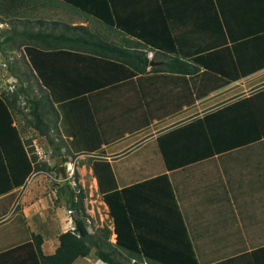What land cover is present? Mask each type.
I'll use <instances>...</instances> for the list:
<instances>
[{"label":"crops","instance_id":"1","mask_svg":"<svg viewBox=\"0 0 264 264\" xmlns=\"http://www.w3.org/2000/svg\"><path fill=\"white\" fill-rule=\"evenodd\" d=\"M120 1L125 6L111 14L161 33L168 51L72 7L68 21L52 17L44 26L39 19L30 29L83 25L119 47L144 50L151 61L140 72L123 59L78 50L47 55L71 59L73 68L64 79L50 77L56 115H44L58 128L57 143L91 157L96 187L91 163L98 159L113 176L106 186L134 185L128 205L150 257L192 252L197 264H264V0ZM56 3L48 7L58 15ZM9 193L0 194V264H36L30 237L39 231L3 219ZM55 217L60 227L70 223L62 209ZM112 227L111 220V242ZM39 233L41 250L51 253L59 232ZM90 255L91 264H103ZM136 261L161 264L143 252Z\"/></svg>","mask_w":264,"mask_h":264},{"label":"trees","instance_id":"2","mask_svg":"<svg viewBox=\"0 0 264 264\" xmlns=\"http://www.w3.org/2000/svg\"><path fill=\"white\" fill-rule=\"evenodd\" d=\"M4 1L6 0H0V6ZM10 1L16 6L24 2V0ZM63 1L71 2V5L78 7L81 11L92 14L95 18L108 25L117 27L139 38H144L145 42H149L148 44L158 51L169 50L162 39L158 40L162 37L161 33L156 32L154 35L140 29L135 30V27H131L135 24L134 22H123L111 14L118 8L125 6L120 0H102V2L96 0ZM65 26L68 29L59 31H53L52 29H20L16 31V35L24 37L25 43L22 42V44L26 45L23 47V56L24 54L27 55L25 60L29 71L39 81L40 85L43 84L46 93L43 96L39 95L30 99L27 110L30 115L28 121L32 126L41 129L45 133L49 144L53 145L52 151L56 156L61 155L63 161L66 158L59 151L60 146L52 144V138L48 135L50 129L57 130L58 128L55 125H51L50 117L44 115V112L49 114L52 112L54 117L56 115L52 99L56 98L57 93L51 85L50 77L53 78L57 72L58 76H60L59 78L64 79L72 73L73 68L71 59H47L46 56L50 55V53H68L70 52L68 50H78L79 55L91 53L101 57H113L121 61L123 59L134 70L140 72L145 71L149 61L144 50L119 47L96 37L93 33L87 31L83 25ZM12 31H14V27H12ZM149 34L152 39L148 37ZM9 38H11L10 34H5L3 40H8ZM125 57L128 58L125 59ZM150 69L157 70L160 68L159 65H153L150 66ZM15 98L16 93L14 91L8 97L0 95V194L22 184L33 169H48L44 162H41L43 165L37 163L35 154L27 152L15 124H8L13 120L9 107L13 106ZM55 169L58 172L56 166ZM91 169L97 181V189L107 205V213L112 220L115 240L113 242L108 240L110 230L105 225L96 227L92 232L88 231L85 223V214L82 209V191L80 189L75 191V187L66 189L64 188L65 185H61L59 191L67 193L65 198L67 208L75 211V215L72 216V228L65 229L57 234V244L51 253H43L41 250V234L39 232H31L30 238L36 264H70L76 257L88 255L92 246L91 243L86 242L81 237L83 234H87L92 239V243L95 244L91 252L93 256L108 264H136L139 252H143L146 258L156 260L161 264H197L192 252L189 256L182 254L183 257L180 259L175 256L168 257L167 255H154L152 257L147 255L146 247L142 245L143 241L138 239L135 222L131 217L128 205L127 193L132 191L130 189H133L134 185L119 190L113 189L111 185L106 186L105 182L107 180L110 179L112 183L113 176L105 161L94 160L91 163ZM131 198L133 197H130L129 200H132ZM21 227L23 228V221L17 227L15 226V229L18 228L20 230ZM183 241L187 242V237H184ZM122 251L126 252L127 255L123 254ZM130 258H133L132 262H130Z\"/></svg>","mask_w":264,"mask_h":264},{"label":"rangeland","instance_id":"3","mask_svg":"<svg viewBox=\"0 0 264 264\" xmlns=\"http://www.w3.org/2000/svg\"><path fill=\"white\" fill-rule=\"evenodd\" d=\"M59 1L60 4L56 3L55 0H41V3L40 0H24L21 5L16 6L10 0H6L0 6V95L8 97L11 92L16 93L14 104L9 107L13 120L8 124H15L20 138L24 142L25 149L29 154H35L37 163L43 165L44 162L48 167L46 170L44 168L33 169L22 184L8 190L10 191L8 203L10 208L8 207L3 213L6 215L3 219H7L9 223H16V227L21 221H26L35 231L51 238L55 232L58 233L72 226L74 212L73 210L71 212L69 209L67 210L65 200L67 193L59 191V189L56 190V188L64 185L66 181H68L69 186L75 187V191L78 189L82 191V209L88 231L91 232L100 225L111 227V220L107 215L101 194L87 169V162L91 157L77 155L73 152L71 145L65 144L62 147L61 144L57 143L60 141L58 140L59 133L54 129H50L48 135L52 138V144L60 146L59 151L66 158L65 162L67 163L65 165L70 167L66 172V175L69 173V176H64L62 179V176L55 169L57 164L54 161L56 155L52 151L53 145L49 144L47 136L41 129L35 128L28 121L30 115L27 110L30 99L39 95L43 96L46 93L39 81L29 71L22 53V42L25 43L24 37L16 35V31L34 29L39 26V19L45 21L44 26L53 21L52 17H56L62 22L68 21L67 16L73 10L70 7L80 10L78 7L71 5V2ZM55 3L59 11L58 15H55L53 9L50 11L48 7V5ZM62 25L59 24L56 28L60 29ZM12 27H14V31H12ZM5 34H10L11 38L3 40ZM64 188L67 189L66 186ZM4 202L5 199L1 202L2 208ZM60 209L63 210L66 220L70 222L62 227H60L59 221L55 222V216L58 215ZM50 237L48 241H51ZM109 240H113L112 233ZM91 246L92 252L95 244L91 242ZM91 256H86L85 259L78 257L74 260L76 261L74 264H91L89 262V260L92 261ZM98 260L103 264H108L100 259Z\"/></svg>","mask_w":264,"mask_h":264},{"label":"water","instance_id":"4","mask_svg":"<svg viewBox=\"0 0 264 264\" xmlns=\"http://www.w3.org/2000/svg\"><path fill=\"white\" fill-rule=\"evenodd\" d=\"M149 63H151V61H149ZM55 163L57 164V169L59 171V173L62 175L64 173V165H63V160H62V156L58 155L54 158ZM86 242L91 243L92 239L87 235V234H83L81 236Z\"/></svg>","mask_w":264,"mask_h":264},{"label":"clouds","instance_id":"5","mask_svg":"<svg viewBox=\"0 0 264 264\" xmlns=\"http://www.w3.org/2000/svg\"><path fill=\"white\" fill-rule=\"evenodd\" d=\"M71 228H72V226H71Z\"/></svg>","mask_w":264,"mask_h":264}]
</instances>
